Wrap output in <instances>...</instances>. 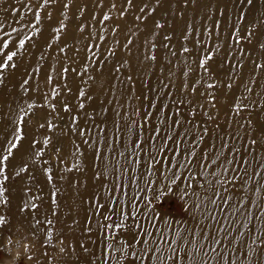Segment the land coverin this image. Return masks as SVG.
Instances as JSON below:
<instances>
[{"label": "rangeland", "instance_id": "obj_1", "mask_svg": "<svg viewBox=\"0 0 264 264\" xmlns=\"http://www.w3.org/2000/svg\"><path fill=\"white\" fill-rule=\"evenodd\" d=\"M113 3L122 6V0H53L47 6L43 0L0 2V36L10 41L11 50L17 37L35 31L33 12L42 15L40 32L26 42L27 51H19L17 68L6 72L0 84V141L18 117H25L26 138L8 174L18 171L21 159L29 167L7 183L10 202L0 208L7 219L0 230V264H105L109 255V264H117L121 243L133 236L159 241L165 255L170 247L182 249L177 264H202L201 255L209 248L206 237L221 240L212 247L223 253V258L209 259L215 257L209 252L204 257L208 264H261L264 251L249 245L264 238V68L255 70V64L264 65V50L255 37L236 41L249 29L264 31V0L251 5L196 0L183 15L160 8L156 18L168 19L164 30L154 29L152 17L143 24L132 12L120 18ZM104 14L111 19L103 21ZM60 21L65 29L53 33ZM188 24L192 27L184 38ZM165 33L170 42L163 39ZM208 54L213 55L208 66L215 90L207 89L198 65ZM25 79L29 83L21 87ZM206 91L215 95V107L203 95ZM241 101L250 110L237 114L233 104ZM47 121L52 131L40 127ZM45 138L50 140L46 147ZM33 139L39 141L35 149L30 148ZM252 139L258 140L256 146ZM37 150L42 156L35 155ZM169 158L172 164L195 162L187 169L173 168ZM173 170L193 179L177 181L174 193L152 200V189L168 183ZM25 201L39 207L32 211ZM153 214L162 219L153 220ZM121 219L124 227H110ZM134 223L142 225L140 236ZM9 237L11 244L4 247ZM144 264L158 262L146 259Z\"/></svg>", "mask_w": 264, "mask_h": 264}, {"label": "snow or ice", "instance_id": "obj_2", "mask_svg": "<svg viewBox=\"0 0 264 264\" xmlns=\"http://www.w3.org/2000/svg\"><path fill=\"white\" fill-rule=\"evenodd\" d=\"M0 2H2V0H0ZM53 2V0H43V4L42 6H47L50 5ZM196 0H122V6L117 9V5L115 3H113L111 5V8L113 9H117L120 18H123L126 14H128L129 12L133 13L134 19L136 21H139L141 24H143L145 22V20L148 17H152L153 20V26L154 29H160V30H164L167 25H168V19H166L165 17L161 16L159 19L156 18L157 16V12L158 9L160 8H165V11L168 13H171V11L173 10V8H175L176 12H178L180 15H183L184 12L188 9L189 5L195 3ZM238 3H240L241 5L243 4H248L251 5L254 3V0H237ZM165 5H167V7H165ZM181 5H183V7H181ZM102 6V4L100 5ZM64 8H68L69 4L65 3L63 5ZM135 10V11H133ZM34 15V20L35 23L30 22V26L31 28L35 29V31L31 34V35H25L23 38H19L17 37V41L18 43H16L14 45L15 50H11L10 49V41L7 39H4L3 36H0V84H2L5 80V73L8 72L10 69L11 70H15L17 68V61L19 59V51L20 50H24L27 51L26 49V42L32 41L34 36L37 35L40 32V29L37 28V25L41 23L42 21V15L39 11H34L33 12ZM48 16H51V13H48ZM103 21H109L111 19V16H109L108 14H104L103 16ZM161 20H163V23H161ZM175 20H173V24H175ZM192 26L190 24L186 25L185 29L182 32V35H184V38H187L188 32L187 29L191 28ZM65 29V25L63 23V21H60V26L58 28H53L52 31L53 33H57V32H62ZM81 31H83V27H81L80 29ZM13 32L16 31V29L12 30ZM112 31L115 33L117 31V29L114 27L112 29ZM0 32H3V29L0 28ZM12 33L10 32H5L4 36H11ZM153 35H155V32H153ZM253 37L256 38V44L258 45L259 49L264 50V42H261V37H264V31H259V30H255V29H249L246 32V35L244 37L238 38L237 39V43H241L242 40H247L249 42L252 41ZM56 39H58V37L53 36L52 40L55 41ZM163 39L165 41H171L172 37L170 35H168L167 33L164 34ZM132 43L131 40H129L127 42V44L125 45V47L127 48L128 45H130ZM165 47H170V43L169 44H165ZM47 47H51V44H47ZM154 47V45H153ZM61 52L64 51V48L60 49ZM151 51V49H150ZM183 52H189L188 48H184ZM43 58V57H41ZM148 59L150 60H155V56H149ZM213 60V55L208 54L205 55L203 58H201L198 61V65L199 68L204 70V83H206L207 89H212L215 90L216 88V83L211 82L214 77H213V73L211 68L208 66V62ZM238 65H231V68H235ZM240 67H242V65H239ZM261 68H264V65H261L259 63L255 64V70H259ZM65 72L68 71L67 68L64 69ZM117 72L120 71L119 68L116 69ZM229 75H231V71H229ZM127 79L129 81L132 80L131 76H128ZM49 83L51 82V76L48 77ZM29 83V81L27 79H25L22 82L21 87H23L24 85H27ZM227 88H231L232 84L228 83L226 84ZM191 90L193 92H195V85L191 86ZM53 91H55V89H53ZM247 91L251 92V89H247ZM206 98L207 97H211L210 100H207V102L209 104H212L213 107H215V95L212 92H205L203 94ZM85 96V93L83 90L79 91V97L83 98ZM29 107H33L32 105H29ZM79 107L82 109L84 107V104L81 103L79 105ZM54 109V106H53ZM246 110H250V107L248 105L243 104V101H241L239 104L234 103L233 104V111L237 112V114H239L240 112L246 111ZM64 111L65 112H69L70 108L65 105L64 106ZM209 119H212L211 114L209 113ZM19 122L16 123V126L14 127V129L12 130V132L8 133L7 135H5L4 139L2 141H0V208H2L3 206L9 204V199L6 195L8 189H7V183L8 181L14 176V177H21L22 174L27 173L29 171V167L28 165L23 161V159H21V163L19 165H17L16 167H18V171H15L12 173V176H10L9 173V165L11 160H13L15 158L16 152L19 150L22 141L26 138L25 135L23 134V128L21 127V124L24 122L25 117L24 116H20L18 117ZM77 120V117L73 116L71 118V123L75 124ZM179 121H174V124H178ZM45 126H47L49 131H52L54 125L51 123V121H47L46 124L45 123H41L40 127L44 128ZM247 127L249 129H251L252 127V121L249 120ZM208 131V130H205ZM170 138V137H169ZM50 140L49 138H45L43 141V145L46 147L49 144ZM39 143V141H36L35 139H33L30 142V148L31 149H35L36 144ZM258 144V140L257 139H252L251 140V146H256ZM222 147L224 146L223 144L221 145ZM36 156H42V153L37 150L35 152ZM190 155H192L193 157L195 156V152L190 153ZM205 157H201V159H204ZM172 159L173 158H169V164L172 165L173 168H186L190 167V164L195 162V161H186L185 164H172ZM153 162L155 163L156 161L153 159ZM228 163H232V161H227ZM159 163L163 164L164 161L161 160L159 161ZM212 163H216L215 160L212 161ZM246 163V162H244ZM198 167H207V165H200L199 163H197ZM69 171H71V169H69ZM49 170L45 169L44 170V174L46 176H48V180L49 182H51L52 177L48 175ZM29 180L34 179V177H28ZM193 179L192 176H187L185 177L183 174L178 173L177 171L173 170L171 171V177L169 178V182L166 183L162 188H160L159 190H157L156 188L152 189V200H160L161 197L165 196L167 193H174L176 188H179V185L177 184V181H181L184 182L185 180L191 181ZM233 180H235V177H233ZM218 183H222V181H217ZM175 186V188L173 187ZM187 187H194L191 183H189L187 185ZM187 187L185 189H183V193L185 196L188 195L187 193ZM27 194V193H25ZM192 195H195V190L193 191ZM55 201L53 200V203ZM212 203H214V201H211ZM149 203H151V201H149ZM31 206L32 211H35L39 206L36 204H31L30 201H25V205H29ZM146 207H148L146 205ZM20 211H25V207L22 206L20 208ZM149 211L151 212V209H149ZM55 214V213H53ZM105 219H109V217H105ZM126 219V218H125ZM125 219H121L119 221L118 224H114L111 225L110 227H124L125 226ZM133 220H135V217H132ZM152 219L156 220V219H162V217H157L155 214L152 215ZM38 222V221H37ZM49 224L51 223V221L48 222ZM7 224V219L4 215H0V230L3 229V227ZM133 228H135L136 231V236H140V230L142 229V225L140 224H133L132 225ZM222 230V229H221ZM147 236H154V233H150V232H146L144 233ZM34 235V234H33ZM51 234L49 233V236ZM225 235H227V232L225 233ZM209 240V248L208 251L203 252L201 255V262L202 264H208L207 260H204V257L208 256V253H215V257H209V259H214L216 257H221L223 258V253L220 252L219 249L212 247L213 244H221L222 241L219 239H215V238H211V237H206ZM231 242V241H230ZM171 243H176L175 241H172ZM11 244V238L9 237L7 240V244L4 247H7V245ZM137 244H143V245H147L148 248H135L134 245ZM155 245V246H154ZM253 245H255V248H253ZM30 246L29 245H25V250L26 252L28 251V248ZM250 250L255 251L257 249L264 251V238L262 239H258V240H253L252 244L249 245ZM0 250H4L3 247H0ZM164 249H162L161 247H159V241H152V240H146L143 239V237H141V239L139 241L136 240V237L133 236L131 242H123L121 243V249H120V255L115 256V259L117 261V264H121V262L123 261H128V264H133V262L135 261H139L140 264H144V261L146 259L148 260H155L158 262V264H168V261H171V264H177V258L179 256V252L182 251V249L179 248H171L169 249L168 253L165 255L164 253ZM248 253H246L247 255ZM131 258V260H128V258ZM29 259H33V257L31 255L28 256ZM189 259H192L193 257H188ZM18 259V257H17ZM112 259L111 255H109L108 260H105V264H109V261ZM261 264H264V260H261Z\"/></svg>", "mask_w": 264, "mask_h": 264}, {"label": "clouds", "instance_id": "obj_3", "mask_svg": "<svg viewBox=\"0 0 264 264\" xmlns=\"http://www.w3.org/2000/svg\"><path fill=\"white\" fill-rule=\"evenodd\" d=\"M19 255V252H17V256Z\"/></svg>", "mask_w": 264, "mask_h": 264}]
</instances>
